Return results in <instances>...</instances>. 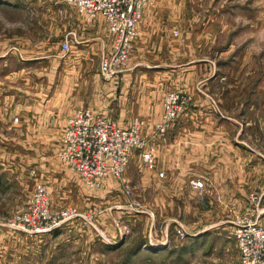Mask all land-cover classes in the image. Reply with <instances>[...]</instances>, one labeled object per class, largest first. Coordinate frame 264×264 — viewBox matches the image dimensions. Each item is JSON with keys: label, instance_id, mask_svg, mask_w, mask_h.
<instances>
[{"label": "rangeland", "instance_id": "374dc122", "mask_svg": "<svg viewBox=\"0 0 264 264\" xmlns=\"http://www.w3.org/2000/svg\"><path fill=\"white\" fill-rule=\"evenodd\" d=\"M151 4L160 22L175 7L170 59L156 60L175 69L164 93L190 97L176 119L196 99L197 114L201 103L200 115L207 118L204 170L213 172L222 163L223 173L240 179L243 206L222 209L212 202L220 204L215 172L202 177L207 189L185 207L175 200L167 210L154 204L159 189L143 185L138 149L120 178L87 187L57 156L67 117L88 106L124 128L140 117L125 126L118 87L108 88L111 100L104 101L107 80L98 71L99 55L90 52L79 61L61 49L74 31L65 0H0V264L234 263L235 215L250 204V195L259 197L264 210V0H150L145 8ZM137 59L132 48L127 67ZM149 103L151 111L155 101ZM146 125L141 134L152 147ZM223 155L230 159L222 162ZM37 183L45 185L53 213L70 208L75 214L43 233L8 226L10 214L27 206Z\"/></svg>", "mask_w": 264, "mask_h": 264}, {"label": "built area", "instance_id": "2783aa9c", "mask_svg": "<svg viewBox=\"0 0 264 264\" xmlns=\"http://www.w3.org/2000/svg\"><path fill=\"white\" fill-rule=\"evenodd\" d=\"M83 15L86 21L102 16L106 23V37L111 40V50L100 55L98 68L100 75L109 79L118 76L127 67L130 52L137 39V24L150 0H65ZM176 33V31H173ZM61 49L70 50L74 33L67 34ZM71 38V40H69ZM190 97L169 91L164 95L160 119L154 125V133L162 136L169 129ZM15 120H17L15 118ZM144 121L134 118L128 127H121L106 116L89 107H80L66 119L62 142L57 156L71 170L77 172L84 184L98 188L109 177L120 178L134 150H141L142 164L153 167L154 149L148 147L141 134ZM162 176V173H159ZM199 194L203 192L200 180L192 182ZM249 203L235 215L233 237L238 250L236 264H264V210L258 208L259 197L250 195ZM75 214L66 208L60 213L51 210L48 191L42 183H37L27 206L10 214L6 224L27 233L48 232L59 225L64 216ZM176 233L183 237L184 233Z\"/></svg>", "mask_w": 264, "mask_h": 264}, {"label": "crops", "instance_id": "0c3cea01", "mask_svg": "<svg viewBox=\"0 0 264 264\" xmlns=\"http://www.w3.org/2000/svg\"><path fill=\"white\" fill-rule=\"evenodd\" d=\"M153 8L155 7L152 4L145 8L137 24L138 36L133 51L136 52L138 59L130 68L127 67L118 76L109 79L104 78L107 80L103 86L104 101L109 102L111 100L106 95L108 93L107 89L111 90L113 87H118L120 113L126 115L125 126L129 124L133 116L142 118L148 126L144 133L154 149V167L147 171L142 164L139 166L141 174L138 175H141L143 185L146 182L152 188L159 189V193L154 197V204L165 205L166 210L168 205L176 204L175 202L177 204L181 203L185 207L186 204L191 202V196L193 195L195 198L196 192L198 193L197 189L191 186V181L198 179L202 181L204 189H207L202 177L212 175L215 172L217 180L220 181V183L217 182V196L220 204L214 200L212 202L218 205L217 207H223L222 209H224L223 205L241 208L246 193L241 188L240 179H235L234 182L230 172L223 173L222 163H218L220 169L217 168L213 172L204 170L207 166L205 154L207 149L204 147L207 139V131H205L207 118L200 115L202 113L201 103L197 114L193 111L192 108L195 107L197 99L188 110V113L178 117L164 135H156L153 131V126L160 119L162 113V98L167 88L163 84L165 81L172 80L175 74L174 65L169 62H157L156 60L170 59L169 53L174 45L170 34L176 29L175 7H169L171 10H167V20L163 22L156 19ZM71 9L74 16L72 19H67L74 25L72 33L75 32V44L77 45L72 47V43L70 44L69 59L73 56L76 60L79 57L78 60L81 61L90 52L99 56L103 52H109L111 50V40L105 36L106 23L104 18L97 16L89 23L82 19L84 17L81 14H77L76 9L74 10L73 7ZM145 82L154 83L156 87L150 88L142 85ZM188 89L190 88L187 87L186 90ZM151 100L155 101V107L150 111L149 101ZM95 112L105 115L98 111ZM65 126L66 123L64 129ZM229 159V156L227 158L224 156L222 162ZM160 172H162V176H159ZM228 183H231L229 188H227ZM237 261L238 253L233 264H236Z\"/></svg>", "mask_w": 264, "mask_h": 264}]
</instances>
